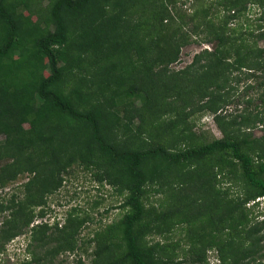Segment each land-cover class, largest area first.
<instances>
[{
  "label": "trees",
  "instance_id": "16d2710c",
  "mask_svg": "<svg viewBox=\"0 0 264 264\" xmlns=\"http://www.w3.org/2000/svg\"><path fill=\"white\" fill-rule=\"evenodd\" d=\"M245 1L221 0L217 4L225 13L220 21L208 17L183 28L175 23L174 0H48L44 12L33 10L30 0H0V134H4L0 153L4 147L11 158L0 173V184L15 179L20 171L37 172L23 184L22 199L12 196L5 204L0 202V253L4 242L32 221L33 215L24 214L26 204L32 202V188L40 193L36 203L44 202L43 194L57 188L61 172L78 159L98 169V180L126 193L121 205L127 209L105 230L108 240L94 249L91 264H211L206 251L213 245L215 264H224L220 252L228 242L214 237L226 229L238 234L244 223L248 226L242 238L250 245L241 242L226 264H264L258 259L263 256L264 217L258 219L263 212L246 205L264 195V133L256 137L242 129L264 124V114L245 110L226 118L219 111L214 118L224 136L183 147H169L159 126L151 124L160 108H174L167 102L169 97L188 106L194 99V103L204 99L199 107L211 109L221 96L218 89L227 81L229 67L249 64L251 77L257 71L264 76V45L243 50L241 39L227 33L229 19L243 11ZM145 4L152 5L150 13L136 16L134 8ZM219 6L214 7L216 14ZM260 6L264 21V1ZM254 36L264 42V25ZM194 39L210 43L211 48L195 53L180 74L171 73L169 65ZM259 79L264 82V77ZM134 99H139L138 106ZM146 131L152 142L129 141ZM34 155L44 159L35 161ZM212 156L209 165L203 162ZM181 164L200 166L197 176L202 177L214 167L218 172L225 168L233 172L236 167L245 183L242 196L224 203L216 199L212 210L200 213L208 217L210 230L207 240L205 233L195 238L201 246L189 262L163 258L159 243L144 242L147 234L167 231L170 222H188L186 207L191 204L157 211L143 200L146 186L166 181ZM56 225L53 251L72 249L79 222L68 225L75 228L69 232L67 223ZM47 226L43 222L36 227Z\"/></svg>",
  "mask_w": 264,
  "mask_h": 264
},
{
  "label": "rangeland",
  "instance_id": "374dc122",
  "mask_svg": "<svg viewBox=\"0 0 264 264\" xmlns=\"http://www.w3.org/2000/svg\"><path fill=\"white\" fill-rule=\"evenodd\" d=\"M174 1L176 2V9L173 11L176 18L175 23L183 28L189 27L192 22H201L208 17L216 22L220 21L223 13H225L222 5L217 4L221 0ZM262 1L246 0L243 11L229 19L226 25L227 33L236 39H241L245 45L243 50L246 49V46L254 48L264 45L262 40L254 36L259 27L264 25V21L261 20L263 8L260 5ZM47 2L48 0H30L32 9L36 12L38 10L44 12L47 8ZM218 6L220 11H218L219 14H216L214 7ZM149 7L152 5L136 6L134 14L136 16L145 14L146 16L151 11ZM206 10L208 12H205ZM25 13L27 12L25 11ZM37 15L33 14L32 18H37ZM162 33L165 34V30ZM205 47L210 49L211 44H204L198 39H194L183 46L179 59L169 65L170 72L180 74V70L191 63L193 55ZM16 55L17 51L15 52ZM251 59L248 57L246 62H251ZM229 60H233V57L229 56ZM248 65L240 69L228 68V71L225 72L227 81L218 89L221 96L215 101L211 109L199 107L203 104L204 99L195 103L194 99L193 104L188 106L182 105L176 98H167V102H171L174 108L172 110L168 109L170 107L167 106L160 108L151 124L152 126H159L161 137L168 140L167 145L169 147L201 144L223 137L224 132L214 118V115L219 111L226 118L245 110L251 111L252 114L258 112L259 116L264 114V102L262 103L261 100L264 93V82L260 83L259 79L264 76L257 71L256 76L251 77L248 74ZM204 83V80H200L201 85ZM139 103V99H134L136 106ZM219 106L221 108H218ZM214 107L219 110L215 112ZM136 123L137 119H135L134 126ZM171 124H173L172 127ZM24 126L27 127L28 124L25 123ZM164 126H169L166 133L162 131ZM262 127L264 124H252L249 129L244 127L242 129L249 130L252 136L260 137L264 133ZM154 131L156 130L154 129ZM236 132L241 134L240 131ZM154 136L157 139V135ZM123 138L125 139V137ZM129 139L130 137L127 138V140ZM3 140L4 134H0V144ZM131 140L147 143L151 140V136H148L146 131L143 134L132 135L129 141ZM34 157L36 158L35 161L44 159L41 155H34ZM214 159L215 156H212L203 162L209 165L210 160L214 161ZM8 163H11V158L7 156L6 148L1 147L0 173L3 172V169L6 168L4 166ZM200 169V166L193 164H181L172 169V172L167 175L166 181L146 186L147 191L143 200L147 207H154L157 211H165L177 208L182 202L191 204L189 208L186 207L188 222H170L172 226L162 234L151 233L144 237V242L147 244L159 243L158 245L161 247L159 254L163 258H172L173 260L183 258L189 262L200 250L201 244L195 242V238L205 233L207 240V233L210 230L208 217L204 219L200 213L204 214L212 210L216 199L224 203L245 193V183L236 167L233 172L226 171L228 168L218 172V167H214L208 170L204 177L197 176ZM97 171V168L86 167L78 159L72 161L60 174L61 184L57 188L45 192L43 194L44 202L41 203H36L40 198V193L37 187H33L31 191L32 202L27 203L24 208V214L33 215L32 221L28 227L23 228L17 235L4 242L3 250L0 253V264H21L23 262L29 264H91L94 249L99 243L108 240V237L105 236V230L117 222L127 209L121 205L126 193L124 191L120 193L106 180H98L95 176ZM34 172L30 170L20 171L15 179L5 182L3 185L0 184V202L5 204L10 201L12 196H15L16 200L22 199L24 197L23 184L32 179ZM213 172L217 173L214 177ZM8 212H4L2 216ZM262 212H264V208L256 207V213ZM188 214L192 216L190 215V217ZM1 219L2 217H0V221ZM43 222H46L47 228L36 227ZM77 222L79 225L77 234L73 238L74 247L69 250L54 252L53 248L56 245L57 236L55 223L58 228L67 223L66 231L69 232L74 231L75 228L68 225ZM247 226L248 223L239 225L238 234L236 229L234 231L226 229L224 232L215 235V239L220 238L228 242L229 245L228 247L224 244V248L220 252V256L225 257L224 264L230 262L231 255L235 253L234 249H237L241 242L250 245L249 240L242 238ZM227 233L230 235L229 237L226 236ZM41 236L47 237L39 240ZM262 244L263 256H258V259L264 263V240ZM215 246H211L206 251L207 261L211 264L218 262Z\"/></svg>",
  "mask_w": 264,
  "mask_h": 264
},
{
  "label": "built area",
  "instance_id": "2783aa9c",
  "mask_svg": "<svg viewBox=\"0 0 264 264\" xmlns=\"http://www.w3.org/2000/svg\"><path fill=\"white\" fill-rule=\"evenodd\" d=\"M246 205H247L248 207H250V206H252V205H256V207H258V208H259V207H260V208H264V195H260V196L255 197L254 199L248 201V202L246 203ZM260 217H261V218L264 217V212H263V214H262Z\"/></svg>",
  "mask_w": 264,
  "mask_h": 264
}]
</instances>
